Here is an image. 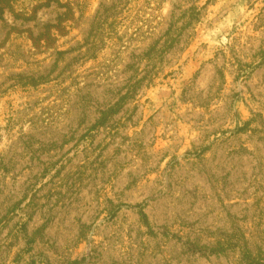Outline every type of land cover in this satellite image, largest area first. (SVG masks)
<instances>
[{"label":"rangeland","instance_id":"obj_1","mask_svg":"<svg viewBox=\"0 0 264 264\" xmlns=\"http://www.w3.org/2000/svg\"><path fill=\"white\" fill-rule=\"evenodd\" d=\"M7 5L0 264H264V0Z\"/></svg>","mask_w":264,"mask_h":264},{"label":"trees","instance_id":"obj_2","mask_svg":"<svg viewBox=\"0 0 264 264\" xmlns=\"http://www.w3.org/2000/svg\"><path fill=\"white\" fill-rule=\"evenodd\" d=\"M5 6H8V5H7V0H0V20H1L2 17H3V14H4V7H5ZM41 7H42V5L39 6L38 8H41ZM38 8H37V9H38ZM59 8H64V9H65V13H64L65 16H66L67 14H70V13H71V8L68 7L66 4L59 5ZM20 20H22V21H26V22H29V21L34 20V18H30L29 16H26V17L23 16V17H20ZM61 23H62V20L59 18V19L57 20L56 25H54V26H53V25H50V26H45V27H49L50 29H53V28H55V27L61 25ZM120 208H121V207H119V208L117 209V211H118ZM124 208H126V209H130V207H128V206H124ZM134 210H136V212H137V214L140 216L141 220H142L143 222H145V221H146V217H145V215L143 214L142 209H141L140 207H135ZM243 256H244V257H250L249 254L246 253V252H244V255H243ZM250 264H251V261H250Z\"/></svg>","mask_w":264,"mask_h":264}]
</instances>
